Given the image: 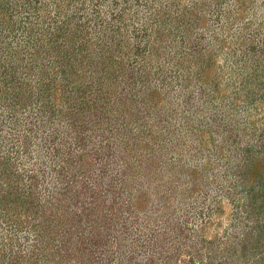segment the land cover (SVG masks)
Segmentation results:
<instances>
[{"label":"trees","instance_id":"16d2710c","mask_svg":"<svg viewBox=\"0 0 264 264\" xmlns=\"http://www.w3.org/2000/svg\"><path fill=\"white\" fill-rule=\"evenodd\" d=\"M57 1L0 0V264H264V174L227 161L221 242L159 217L144 45Z\"/></svg>","mask_w":264,"mask_h":264},{"label":"rangeland","instance_id":"374dc122","mask_svg":"<svg viewBox=\"0 0 264 264\" xmlns=\"http://www.w3.org/2000/svg\"><path fill=\"white\" fill-rule=\"evenodd\" d=\"M57 2L62 15L144 45L139 59L156 73L149 86L160 113L142 134L154 155L157 214L203 241L224 240L227 161L245 160L240 185L264 174V0ZM144 206L142 196L136 207ZM185 252L166 264H187Z\"/></svg>","mask_w":264,"mask_h":264}]
</instances>
